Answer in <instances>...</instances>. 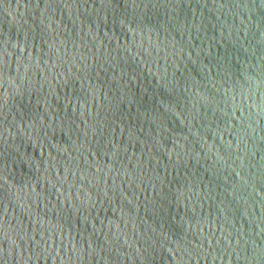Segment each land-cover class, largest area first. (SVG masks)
I'll list each match as a JSON object with an SVG mask.
<instances>
[{
  "label": "water",
  "instance_id": "1",
  "mask_svg": "<svg viewBox=\"0 0 264 264\" xmlns=\"http://www.w3.org/2000/svg\"><path fill=\"white\" fill-rule=\"evenodd\" d=\"M0 264H264V0H0Z\"/></svg>",
  "mask_w": 264,
  "mask_h": 264
}]
</instances>
